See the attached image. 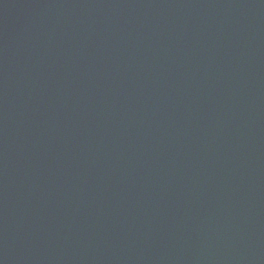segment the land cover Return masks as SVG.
Returning <instances> with one entry per match:
<instances>
[{
  "label": "water",
  "instance_id": "1",
  "mask_svg": "<svg viewBox=\"0 0 264 264\" xmlns=\"http://www.w3.org/2000/svg\"><path fill=\"white\" fill-rule=\"evenodd\" d=\"M0 264H264V0H0Z\"/></svg>",
  "mask_w": 264,
  "mask_h": 264
}]
</instances>
